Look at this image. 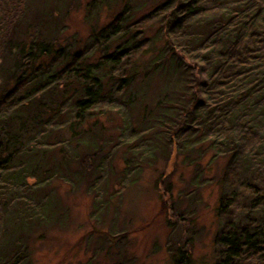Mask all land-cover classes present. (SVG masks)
<instances>
[{"label": "trees", "instance_id": "obj_1", "mask_svg": "<svg viewBox=\"0 0 264 264\" xmlns=\"http://www.w3.org/2000/svg\"><path fill=\"white\" fill-rule=\"evenodd\" d=\"M152 1L135 18L126 0L80 48L61 25L66 0H0L10 24L0 21V264L27 260L53 180L94 184L108 145L135 121L154 125L130 127L131 172L171 148L183 162L226 159L214 264H264V0ZM189 261L184 252L174 264Z\"/></svg>", "mask_w": 264, "mask_h": 264}, {"label": "rangeland", "instance_id": "obj_2", "mask_svg": "<svg viewBox=\"0 0 264 264\" xmlns=\"http://www.w3.org/2000/svg\"><path fill=\"white\" fill-rule=\"evenodd\" d=\"M30 1L32 9L44 5L42 0ZM48 1L61 7L65 0ZM90 1L99 2L96 13L87 7ZM101 1L66 0L71 6L61 25L80 48L91 28L99 29L110 22L126 2ZM27 2L16 0L21 5ZM131 2L134 10L137 7L135 18L146 15L156 3ZM0 21L10 26L3 17ZM150 31L155 48L161 50L160 34H155V28ZM160 82L157 79L153 83L157 87ZM180 85L179 80L171 86ZM134 115L137 118L136 111ZM153 122L135 121L122 127L121 137L108 145L101 177L94 184L87 177L75 178L72 183L53 180L51 185L56 190L47 195L51 199L49 213L39 224L34 222L26 237L30 254L24 264H174L184 252L189 255V264H214L220 179L226 159L219 156L212 161L213 153L207 151L198 163L183 162V156H176L171 148L167 159L153 153L152 159L143 157L131 172L124 163L130 127H136V136L143 134L142 129L151 128ZM198 168L202 174L194 180Z\"/></svg>", "mask_w": 264, "mask_h": 264}]
</instances>
